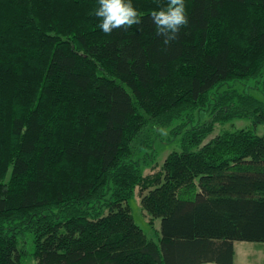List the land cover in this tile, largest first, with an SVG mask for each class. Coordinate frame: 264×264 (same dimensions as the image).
<instances>
[{
    "label": "trees",
    "instance_id": "trees-1",
    "mask_svg": "<svg viewBox=\"0 0 264 264\" xmlns=\"http://www.w3.org/2000/svg\"><path fill=\"white\" fill-rule=\"evenodd\" d=\"M132 3L142 24L106 35L97 0H0V264L26 233L37 264H231L264 242V135L208 138L264 125V0H185L168 46L156 0ZM166 127L178 148L144 173Z\"/></svg>",
    "mask_w": 264,
    "mask_h": 264
},
{
    "label": "rangeland",
    "instance_id": "rangeland-1",
    "mask_svg": "<svg viewBox=\"0 0 264 264\" xmlns=\"http://www.w3.org/2000/svg\"><path fill=\"white\" fill-rule=\"evenodd\" d=\"M242 84L249 86L247 89L254 96L258 98H262V94L257 87H250L252 85V81H248ZM238 128L251 129L253 132L257 134L264 135L263 124L254 125L252 124L251 118L249 117H237L226 121L224 124H216L214 131L208 136V138L218 133L220 129L234 130ZM156 148L159 149L157 155L158 166L156 168H146L144 169V173H149L152 170L155 171L159 167V164L162 162L163 158L166 156L169 150L178 148L176 145V141L171 140L170 138L168 127L160 128L158 130V135L156 136ZM128 205H129L130 214L132 215L134 222L143 229V231L146 233L148 237H152L156 239L157 237L156 230L159 229L160 219L155 218L152 224L149 222V216L146 213L145 209H143L140 204V194L137 189L134 192L133 196L129 199ZM23 239L25 241L24 244L25 249L31 253V251H33V242H32L31 233H26L23 236ZM234 244L236 251V257L234 260L235 263L264 264V242L235 241ZM30 253L25 254L23 256L21 264H37L36 260L32 257Z\"/></svg>",
    "mask_w": 264,
    "mask_h": 264
},
{
    "label": "clouds",
    "instance_id": "clouds-1",
    "mask_svg": "<svg viewBox=\"0 0 264 264\" xmlns=\"http://www.w3.org/2000/svg\"><path fill=\"white\" fill-rule=\"evenodd\" d=\"M157 8L152 10L150 18L155 26L157 37L162 38L164 45L178 39L180 30L189 24L185 0H167L161 4L156 0ZM94 15L98 18L99 28L106 35L115 29L131 28L142 24L141 14L134 7L132 0H97Z\"/></svg>",
    "mask_w": 264,
    "mask_h": 264
},
{
    "label": "crops",
    "instance_id": "crops-1",
    "mask_svg": "<svg viewBox=\"0 0 264 264\" xmlns=\"http://www.w3.org/2000/svg\"><path fill=\"white\" fill-rule=\"evenodd\" d=\"M233 249H234V255H233V261L231 264H237L234 262L235 260V257H236V251H235V244L233 243ZM198 264H221V263H216V262H213V261H205V262H200Z\"/></svg>",
    "mask_w": 264,
    "mask_h": 264
}]
</instances>
